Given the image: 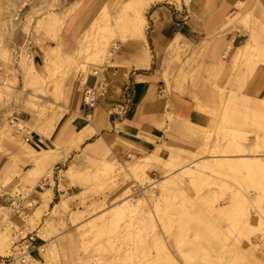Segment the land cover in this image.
I'll return each instance as SVG.
<instances>
[{
  "label": "bare ground",
  "instance_id": "bare-ground-1",
  "mask_svg": "<svg viewBox=\"0 0 264 264\" xmlns=\"http://www.w3.org/2000/svg\"><path fill=\"white\" fill-rule=\"evenodd\" d=\"M91 1L75 0L61 11H53L48 14L43 24L46 35L58 43L56 47L46 45L43 41L39 44V49L44 54V65L41 67V72L38 71L37 65L34 63L33 55L27 53L23 57L21 65L26 74V84L40 86L39 90L44 93L47 76L64 68L65 78L55 83L54 91L59 101H65L66 88L63 83L70 75L78 72L82 78L80 84L84 85L89 75L96 74L100 66L104 64L114 65L112 63L115 59L114 50L118 48L113 41L115 37H120L122 41L129 37L134 39L145 37L146 19L144 14L153 3L160 0H130L125 7H119L114 16L105 6H102L93 14L88 31L78 41L77 46L73 48L71 45L69 46L70 51H62L63 47L59 42L62 31L67 36L76 32L77 26H81L85 22V18H80V20L78 18L90 6ZM20 2L23 3L21 6H19ZM24 2L25 0H17L16 14L10 20L13 24L19 19L22 9L27 6ZM237 6L242 9L245 4L239 3ZM127 9L131 10L128 14L125 13ZM239 15L241 19L238 18L237 22L241 27L250 31V40L238 49L234 59L239 62L245 60L247 67L245 76H248L259 64H264V43L261 44L256 36L259 35L262 26L259 21H255L251 25V13ZM231 17H228L227 20L232 21ZM181 38L178 36L172 42L170 49L175 51L183 49L180 44ZM231 47L232 45L229 44L228 52ZM228 52L223 55V59L228 57ZM10 55L6 54L7 58L10 59ZM149 62L150 56L146 51L142 55L140 65L147 67ZM219 64L220 66L224 64L223 60ZM214 87L220 92L224 91L216 84ZM2 88L11 90L12 86L0 84V95L3 93ZM233 94L237 93L233 92ZM218 97L220 106L214 108L210 114L211 129L209 132L205 126H198L186 119L180 120L181 126H184V129L183 126L179 127L182 129V135L199 142V147L189 154L190 160H184V164L179 162L180 158L177 153L172 152L168 159L162 158L163 147L160 146L150 155L141 158L132 156L131 160L124 164L104 163L94 175L91 174L95 180L103 185H113L120 179L130 180L132 176L137 177L139 175L149 180L147 176L150 167L160 168L166 174L165 177L169 182L162 180L160 184H156V181L149 180L152 183L138 205H135L131 199L114 209L113 216L115 217L112 219L113 216L111 215L107 225L114 227L115 230L123 222L128 229L137 227L135 231L141 235L148 229V226L154 229L157 228L159 222L172 221L176 214L174 212L176 210L175 205L170 204L172 192L182 193L184 189L182 186L183 178L180 180L173 179L174 170L179 166H182L180 170L182 176L189 177V184L195 188L193 197L196 201L204 206L208 205L211 212L218 216L232 217L235 220L231 222V225L238 231V241L243 243V247L238 246L234 250L233 247L228 248L225 245L219 248L215 247L208 237V228L203 220L196 219L193 226L188 225L187 228H181L173 243H166L160 233L154 234L157 244L155 250L150 249L151 252H149L150 261L153 264H231L233 259L229 261L227 259L231 256L236 257L240 253H245L256 262H259V255L263 258L261 261H264V136L258 135L253 141H250L247 131L235 130L230 127L236 121L234 120L235 116L242 114L244 118L243 129L253 126L259 131H264V99H255L244 94L224 97L222 93H219ZM34 98L39 101L43 99L38 96ZM29 103L34 107L33 118L27 122L12 121V125H6L5 130L0 133V139L2 135H10L13 131L16 132L17 138L32 132L49 138L63 116L68 112L67 108L60 106L57 102L49 101L47 102L49 103L48 106L40 105L35 100H30ZM195 109L205 114L202 103H196ZM213 130L216 138L212 144L210 141ZM74 136H77L78 141L83 138L82 134ZM12 137L16 139V137ZM28 141L29 139L21 143V149L18 153L25 164L33 167L27 172L28 176L37 170L47 168L60 158L57 149L36 150ZM223 142L225 143L223 144ZM9 170V165H7L0 174V178H6ZM68 174L72 178L85 179L87 182L91 179L88 174L84 175L83 172L74 169L68 170ZM225 178H229V180ZM169 187L174 188L169 190ZM205 188L208 192L204 195L202 190ZM253 188L257 189L260 195L250 194V189ZM157 189H163L160 196L155 191ZM220 189L231 191V195L224 200L223 206L216 205L217 192ZM51 195V190H46L43 194V207L48 206ZM164 204L165 209L162 210ZM34 212L39 218L41 207L35 208ZM37 235L43 240L47 238L43 233L38 232ZM132 235L133 233H129L126 237ZM9 237L7 229L0 232L1 257L9 256L11 253L12 243ZM41 250L44 252L46 246H41ZM173 250L174 252H172ZM34 262L42 264L34 258L30 259L28 264ZM94 262L95 264L105 263L101 257H98ZM85 264H89V262L87 261Z\"/></svg>",
  "mask_w": 264,
  "mask_h": 264
},
{
  "label": "rangeland",
  "instance_id": "rangeland-1",
  "mask_svg": "<svg viewBox=\"0 0 264 264\" xmlns=\"http://www.w3.org/2000/svg\"><path fill=\"white\" fill-rule=\"evenodd\" d=\"M128 1L130 0H108L103 6L114 16L119 7H125ZM14 2H17V0H8V6L4 7L2 0H0V84L12 86L11 90L2 88L3 93L0 95V133L5 130L6 125H12V121L27 122L33 118L34 107L30 105V100H35L38 104L45 106H48L49 103L47 102L49 101L53 103L57 102L60 106H68L71 85L74 82L80 84L82 79L80 74L76 72L65 80L63 83L66 88L65 101H59L54 91L55 83L65 78L63 74L64 68L59 69L55 74L47 76L46 84H44V88L46 87L44 93L39 90L40 86L26 84V74L21 65L23 57L27 54L25 52L31 53L35 58L36 53H33L31 47L35 45L38 48L42 60L37 64V68L41 72V67L44 65V54L39 49V44L43 41L46 45L56 47L58 43L56 40L47 37L43 24L48 14L53 11H61V6L59 5V0H25L24 3L27 4V7L25 6L26 9H24L25 7L23 8L24 10L22 9L19 19L13 24L10 20L17 10V6L13 4ZM22 4L20 2L19 6ZM28 9L30 10L29 12H27ZM150 10L151 8L144 14L146 19L144 26L145 37L135 39L129 37L124 41L120 37H115L113 41L118 47L114 50L115 56L121 50V46L131 41L146 42V36L148 37V33L150 32L148 22ZM130 12L131 10L127 9L125 13L128 14ZM239 16V14L232 15V21L227 20V26L235 27L237 19H241ZM91 18L92 16H90L88 22L77 26L76 32L70 33L69 36L65 33L63 34L62 31L61 40H59L63 47L62 51H70L69 46L71 45L73 48L77 46L78 41L88 31V27L92 21ZM253 24L254 18L252 17L251 25ZM21 26L23 27L25 37L28 36V39L24 37L16 40L14 37H11V40L16 44L15 48H11V40L8 37L9 30L12 29L16 32ZM245 30L247 29L245 28ZM247 31L250 33L249 30ZM182 47L183 49H177L176 51L170 49L163 65V78L169 89L174 85L175 90H180L188 81H191L192 84L198 81L199 71H193L191 68L194 62L191 63L188 60L189 47L187 45H183ZM15 50H18L19 53L21 52L19 56L15 55ZM5 53L11 54L10 59L7 58ZM243 62L240 61L239 64ZM107 65L110 64H104L103 66ZM214 80L209 79L206 82L207 86L201 87L202 89L204 88V91L207 90L205 97L207 101L202 103V105L208 118V124L205 126L208 132L211 129L210 114L214 108L220 106L218 101L219 93H222L224 97L240 94L239 92L233 94L232 88L229 90L223 88L224 91L220 92L212 85ZM217 82L218 79H216V85H218ZM35 96L43 99L39 101L34 98ZM243 119L242 114H239L237 117L235 116L234 120L236 121L230 127L235 130L247 131L250 141H253L258 135L264 136V131H259L256 127L249 126L243 129ZM182 126L180 125V128ZM180 128L177 132L175 144H163L166 153L162 154L161 157L168 159L172 152L177 153L180 158L179 162L184 164L185 161L190 160L191 156L189 154L199 147V142L190 140L185 135L183 136L181 133L182 129ZM33 133L29 135L25 134L21 138L16 137L15 131L10 135L4 134L1 136L0 174L7 165H9L10 170L6 178H0V232L3 229H7L10 241L14 234L23 233V236L30 233L38 234V232L45 234L47 238L45 240L39 238V242H42L46 246V250L38 258H34L36 261L42 264H85L87 261L89 264H95L94 261L98 257H101L105 261L104 264H153L150 261L149 252H151L150 249L155 250L157 244L154 234L160 233L161 236L163 235V240L166 243H173L181 228H187L188 225L193 226L196 219L203 220V223L208 228V237L215 247L219 248L225 245L228 248L233 247V250L238 246L243 247V243L241 244L238 241V231L231 225V222L235 221L232 217L218 216L216 213L211 212L208 205L204 206L195 200L193 197L195 188L189 184V177L182 176L180 171L182 166L174 170L175 175L173 179L180 180L183 178L182 186L184 189L182 193L172 192L170 204L175 205L176 208L174 211L176 214L172 221L159 222L157 228L154 229L148 226V229L142 232L141 235L136 233L137 227L135 229H128L123 222L115 230L114 227L107 225L108 220L111 219V215L113 216L114 209L131 199L135 205H138L152 183L149 180L156 181V184H160L162 180L168 181L165 177V172L160 168L155 169L150 167L147 176L149 180L139 175L137 177L132 176L130 180L126 178L120 179V181L113 185H103L98 180H95L91 174L94 175L104 163L118 164L117 161L105 157L99 162L89 161L82 166L72 164L69 168L61 167L59 169L48 166L28 176L27 172L32 170L33 167L25 164L18 156V153L21 149V143L30 139ZM12 136L16 137V139H13ZM215 138L216 135L213 130L210 141L212 144L215 142ZM35 149L38 150L37 148ZM70 169L83 172L84 175L88 174L91 178L90 181L72 178L68 174V170ZM225 179L229 180V178ZM48 180L53 187L55 186L54 180L60 184L58 189L61 196L57 194L52 209L49 210L48 206L41 207V214L38 218L34 211L35 208L41 205L38 203L36 196L43 199ZM66 180H69L68 184ZM71 187H76V189L71 191L69 190ZM173 188L169 187L168 189L172 190ZM231 188L233 187L231 186ZM155 191L160 196L163 189ZM207 192V188L202 190V194L204 195ZM217 193L216 205L223 206L224 200L231 195V191L220 189ZM129 194L130 196H128ZM250 194L255 196L260 195L255 188L250 189ZM8 197L21 198L25 203L24 211H19L18 213L13 209L18 203L15 201L12 207V202L7 200ZM162 207V210H164L165 204ZM129 233H133V235L126 237ZM233 257L231 256L227 259L228 261L233 259L231 264H264V261H261L263 259L262 256L259 255V262L248 257L245 253H240V255ZM33 264H36V262Z\"/></svg>",
  "mask_w": 264,
  "mask_h": 264
},
{
  "label": "crops",
  "instance_id": "crops-1",
  "mask_svg": "<svg viewBox=\"0 0 264 264\" xmlns=\"http://www.w3.org/2000/svg\"><path fill=\"white\" fill-rule=\"evenodd\" d=\"M75 0H59L61 10ZM108 0H92L78 18L90 20L97 10ZM4 7L8 0H2ZM245 4L239 9L238 4ZM17 6V2L13 3ZM27 7V6H26ZM26 7L24 9H26ZM148 14L150 32L146 42L131 41L123 46L112 61L114 65L99 68L91 74L84 85L74 82L71 85L68 112L63 116L51 137H42L34 132L28 143L38 150L57 149L59 156L50 166L55 169L69 168L72 164L99 162L107 157L118 163H126L132 156L145 157L163 144H175L181 119L198 126L208 124L207 115L196 111V103H205L209 79L212 85L251 98L264 99V64H259L251 75L246 63L239 64L234 57L239 48L250 40V33L238 22L235 27L227 26V18L234 14L251 13L255 21L261 22L258 41L264 43V0H160L151 5ZM23 9V10H24ZM30 10L28 9L27 12ZM14 35V36H13ZM181 36V46L189 47L188 60L194 62L192 70L199 71L198 81H188L180 90L174 85L169 89L164 80V62L168 57L172 42ZM9 39L24 38L23 27L9 30ZM28 39V36L25 37ZM232 47L228 52V45ZM15 48L14 41H10ZM36 53L34 63L42 60L38 48L31 47ZM149 53V65L141 66L142 55ZM228 52V57L223 55ZM220 59L224 64L220 66ZM81 83V82H80ZM87 91L97 95V104L90 108L85 104ZM64 129V130H63ZM86 131V132H85ZM85 132V133H84ZM83 135L81 141L77 136ZM166 153L163 148L161 155ZM69 180H66L68 184ZM55 186L48 180L46 190H51L48 203L52 209L59 183ZM76 187H71L73 191ZM38 203L43 207L42 198ZM15 201L18 213L24 211L21 198L8 197ZM42 242H37V245ZM40 254L35 253L34 258Z\"/></svg>",
  "mask_w": 264,
  "mask_h": 264
},
{
  "label": "built area",
  "instance_id": "built-area-1",
  "mask_svg": "<svg viewBox=\"0 0 264 264\" xmlns=\"http://www.w3.org/2000/svg\"><path fill=\"white\" fill-rule=\"evenodd\" d=\"M14 53L16 56H19L21 52L19 53L18 50H15ZM26 53L28 55L31 54L29 52ZM85 104L90 108H94L97 104V95L92 91H87ZM38 241L39 237L34 233L27 234L26 236H23V233L14 234L11 240V253L6 257L0 256V264H28L30 259L35 257V253H42L41 246H43V243L37 245Z\"/></svg>",
  "mask_w": 264,
  "mask_h": 264
}]
</instances>
